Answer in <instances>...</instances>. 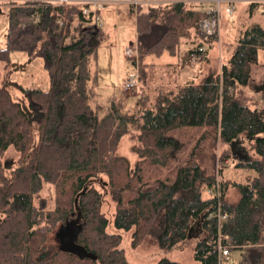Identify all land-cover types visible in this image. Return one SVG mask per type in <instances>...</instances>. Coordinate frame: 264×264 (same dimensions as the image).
Instances as JSON below:
<instances>
[{
  "label": "trees",
  "instance_id": "1",
  "mask_svg": "<svg viewBox=\"0 0 264 264\" xmlns=\"http://www.w3.org/2000/svg\"><path fill=\"white\" fill-rule=\"evenodd\" d=\"M205 4L212 6L175 1L137 7V56L127 57L142 87L145 60L175 58L182 45L187 57L205 47L199 62L208 63L218 35L203 41L199 33L209 16ZM33 11L10 8L6 45L0 48L4 67L10 66V52L26 53L43 60L49 79L48 91L19 87L42 114L34 129L23 105L0 85V264H132L122 247L131 231V249L167 251L192 240L197 264H220L219 246H229L237 264H264V109H250L243 98L264 51V28L245 30L228 63L207 67L200 81L160 89L156 96L139 92L130 112L112 99L99 118L91 62L103 30L75 7H37V23ZM132 128L138 131L133 169L117 154ZM242 137L253 141L257 159L235 160L232 145ZM218 145L228 148L220 168ZM10 147L19 153L20 166L8 179L2 157ZM229 159L235 169L249 172L244 181L223 178ZM216 182L219 199L203 198ZM45 185L56 194L52 209L40 196ZM108 200L115 204L110 216L104 212ZM218 205L226 215L220 223L209 218ZM78 212L84 223L78 244L96 260L57 249L47 254L51 233ZM154 264L179 263L160 258Z\"/></svg>",
  "mask_w": 264,
  "mask_h": 264
},
{
  "label": "rangeland",
  "instance_id": "2",
  "mask_svg": "<svg viewBox=\"0 0 264 264\" xmlns=\"http://www.w3.org/2000/svg\"><path fill=\"white\" fill-rule=\"evenodd\" d=\"M111 1V0H110ZM158 1L157 4L170 3L169 1L177 0H149ZM16 2L17 4H14ZM155 4V5H157ZM22 5L14 0H0V48H5L6 32L8 28L7 15L12 6ZM234 12L232 15H220L217 35L218 38L212 44L209 54L208 63L202 65L200 62L191 66L187 64L186 50L188 47L182 45L179 56L169 58L163 55L161 58H147L145 60L144 82L138 78L136 86L127 92L123 87L125 82L130 78L136 77V70L133 61L126 56V50L136 44V18L130 11V6L125 3H116L108 5L101 12V18L104 23L103 33L105 35L100 47L96 53L95 61L91 62V72L97 76V85L95 87L96 97L93 105L98 106L99 118L103 116L108 109L112 99L121 101L125 112H130L137 101L139 92H145L150 96H156L161 89L162 93L182 86L192 81H200L207 67L220 69L222 65L227 64L237 45L239 37L248 28L259 25L264 28V1L254 0H235ZM86 27V26H85ZM207 48V46H206ZM9 67H4L0 62V85L6 86L14 101L25 105L31 112V121L33 129L36 128L35 107H31L29 99L19 89L24 90H42L48 91L49 79L47 72L43 66L41 58H29L26 53L10 52ZM264 81V51L258 54V65L253 68L252 80L248 84L243 98L248 107L252 110L264 109V92L258 91L257 88ZM138 135V131L134 128L130 129V133L123 136L117 154L125 157L131 169L138 160L137 155L132 151V147L136 144L134 137ZM252 140L242 137L232 146L233 153L241 157H245L252 161L257 156L252 150ZM228 148L218 145L215 154L216 166L221 167L222 154ZM20 155L12 147H10L2 157V163L5 164V176L10 179L11 171L20 166ZM236 160V159H235ZM226 168L223 170V178L236 182L244 181L249 172L238 170L232 167L233 159L225 162ZM229 165V166H228ZM218 169V168H217ZM98 187V185H97ZM40 196L45 198L52 209L54 199H56L55 191L52 187L45 185ZM203 198H207L206 191L202 194ZM115 204L108 200L104 207L106 215L110 216L114 213ZM64 223V222H63ZM61 223V224H63ZM60 224V225H61ZM59 225V226H60ZM58 226V227H59ZM58 227L51 233L48 238L47 254H50L58 248L54 239V233ZM132 234V231L130 232ZM130 233L124 235L122 247L127 252L128 261L132 264H154L160 258L177 261L179 264H197L193 258V241L185 240L170 250L163 251L155 247L142 245L136 249L129 247ZM238 258L231 254L230 261H222L220 264H237Z\"/></svg>",
  "mask_w": 264,
  "mask_h": 264
},
{
  "label": "built area",
  "instance_id": "3",
  "mask_svg": "<svg viewBox=\"0 0 264 264\" xmlns=\"http://www.w3.org/2000/svg\"><path fill=\"white\" fill-rule=\"evenodd\" d=\"M18 1L22 6H30L34 8V11L31 14V20L34 23L39 21V15L36 13L35 9L40 6L52 5L54 7H75L81 11V15L84 18H88L90 24L94 25L97 29L103 30L104 23L101 18V12L105 9L106 6L116 4V3H125L132 7L133 14L135 15L137 7L139 5H155L158 1H149V0H14ZM187 4H204L210 3L211 7L207 9L209 16L203 19L199 24V33L203 38V41H207L210 37L217 33L218 24L220 15L224 13L225 15H232L234 12V2L235 0H177ZM254 1H264V0H254ZM175 2V1H169ZM14 4H17L14 2ZM205 47H199L198 50L194 53H191L187 57L188 65H195L203 58ZM126 56H137V46L126 50ZM137 77L128 79L123 87L124 92H127L131 89H134L136 86ZM206 194L210 197L218 198L220 195L219 183L216 182L214 188L206 190ZM219 199V198H218ZM209 218H216L217 222L220 223L226 219V215L221 213L219 205L217 211L209 215ZM219 258L220 261L227 262L230 260V251L229 246H219Z\"/></svg>",
  "mask_w": 264,
  "mask_h": 264
},
{
  "label": "water",
  "instance_id": "4",
  "mask_svg": "<svg viewBox=\"0 0 264 264\" xmlns=\"http://www.w3.org/2000/svg\"><path fill=\"white\" fill-rule=\"evenodd\" d=\"M255 89L260 92L264 91V88L257 87ZM23 109L30 119L29 123H32L33 120L31 121L30 117L32 113L28 111L25 105H23ZM36 112L37 117H35L34 120L37 121L41 119L42 114L38 111ZM83 224L84 223L79 212L77 214L72 213L69 217H67L64 223L61 224L54 233V239L58 245L57 250L61 253L73 255L81 261L84 259L96 260V256L89 253L86 249L78 244V237L82 231Z\"/></svg>",
  "mask_w": 264,
  "mask_h": 264
},
{
  "label": "crops",
  "instance_id": "5",
  "mask_svg": "<svg viewBox=\"0 0 264 264\" xmlns=\"http://www.w3.org/2000/svg\"><path fill=\"white\" fill-rule=\"evenodd\" d=\"M204 6V5H203ZM210 6H208V4H205V6H204V8H209ZM186 52H187V50H186ZM170 58V57H169ZM172 59V58H171ZM254 68V67H253ZM252 74H253V69H252ZM191 80H193V79H191ZM251 80H252V77H251ZM188 83V82H187ZM186 84V83H185ZM233 156L235 157V159H236V161H238V160H241V159H245V157L243 158V157H241V156H239L238 154H237V152H235V153H233Z\"/></svg>",
  "mask_w": 264,
  "mask_h": 264
},
{
  "label": "flooded vegetation",
  "instance_id": "6",
  "mask_svg": "<svg viewBox=\"0 0 264 264\" xmlns=\"http://www.w3.org/2000/svg\"><path fill=\"white\" fill-rule=\"evenodd\" d=\"M259 88H264V81L258 86ZM31 113V112H30Z\"/></svg>",
  "mask_w": 264,
  "mask_h": 264
}]
</instances>
